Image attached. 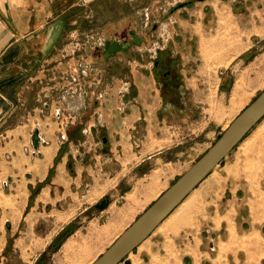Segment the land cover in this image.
Returning a JSON list of instances; mask_svg holds the SVG:
<instances>
[{"label": "rangeland", "instance_id": "obj_1", "mask_svg": "<svg viewBox=\"0 0 264 264\" xmlns=\"http://www.w3.org/2000/svg\"><path fill=\"white\" fill-rule=\"evenodd\" d=\"M195 1L201 5L200 1L192 0L181 6H192ZM242 1L228 6L227 12L223 8L221 14L218 9L216 12L202 9L195 17L205 20V36L212 33L209 36L221 40L213 50V55H226L220 60L206 58L208 54L199 43V36L203 34L201 27L187 31L177 26L180 13L177 6L171 4L173 0H147L144 7L133 2L130 13L125 16L116 11L107 13V16L112 14L108 19L116 28V36L131 28L141 40L140 44H132L110 57L95 48L96 44L103 43L106 22L99 20L97 25L93 24V38L83 35L85 43L78 58L73 60L78 74L67 76L66 85L58 90L59 93L68 90L65 94L70 98L82 93L86 105L90 106L85 108L88 113L94 106H102L103 112L91 115L97 129L96 138L77 149L82 161L72 149L73 145L64 142V133L61 134L54 164L63 161L67 166L70 164L67 174L74 180L72 192L77 193L61 198L60 205L56 206H70L69 216L64 219L67 213L56 215L48 211L49 214H39L38 219L20 221L17 225L10 220L0 224V264H90L131 222L125 221L112 235L100 231L111 215L122 207L125 198L120 196L121 192L140 177V183L152 176L163 180L151 200L137 210L138 216L207 150L230 121L264 88V74L259 75L255 83V68H251L264 65V29L257 28L263 17L261 12L259 15L251 13L254 0ZM261 2L255 1V4L259 6ZM110 3L117 7V1ZM221 23H225V27L220 28ZM128 24L130 26L125 27ZM208 24L212 26L211 30L207 28ZM113 36L109 33L106 38ZM161 49L175 57L174 69L178 76L167 93L159 88L164 70H160V76L156 78L151 69L156 51ZM237 77L246 90L230 94L231 84ZM241 97L245 98L240 102ZM70 98L67 97V101ZM66 125L64 121L61 127ZM122 133L131 150L142 156L131 157L129 172L114 185L115 179L111 180L110 176L118 167L113 165L109 148ZM155 136L159 141H155ZM35 142L39 144L42 139L36 136ZM105 142L108 146L101 148L102 154L95 158L96 146L102 147ZM261 146L263 150L260 151ZM136 159L140 162L135 165ZM81 162L84 163L82 171ZM107 168L111 173L105 171ZM87 169L95 170L93 177L108 187L96 198L85 195L89 189L86 183L93 182L92 172ZM214 169L213 174H209L190 197L177 206L175 213L165 218L118 264H264V116ZM230 182L233 184L232 195L243 207V215L246 217L249 207L251 217L258 220L259 227L249 229L244 224L242 233H234L221 242L217 231L210 230L207 223L212 207L209 203L230 198L231 192L224 189ZM43 183L30 189L32 197L37 193V185L41 187ZM111 186L113 188L109 189ZM104 196L105 207L90 209ZM64 199L66 203L62 202ZM183 207L188 208L185 222L172 225ZM70 222L77 225L66 237L71 243H61L54 251L48 249Z\"/></svg>", "mask_w": 264, "mask_h": 264}, {"label": "crops", "instance_id": "obj_2", "mask_svg": "<svg viewBox=\"0 0 264 264\" xmlns=\"http://www.w3.org/2000/svg\"><path fill=\"white\" fill-rule=\"evenodd\" d=\"M112 1L118 2L117 7H114L116 4L110 3ZM187 1L192 0H173L174 3H171L177 6L180 13L177 26L187 31L201 27L203 34L199 36V43L202 45L201 49L206 50L208 54L206 58L212 60L226 58L223 53L213 55L214 47L221 44V40L209 36L212 33L205 36V20H198L195 17L202 9H212L214 12L218 9L221 14L223 11L227 12L228 6L243 1L197 0L200 1V6L196 1L189 7L179 6ZM255 1L259 0L251 3L254 6L251 13L259 15L261 12L263 19L257 28L264 29V0L259 6ZM133 2H137L138 7H144L147 0H0V224L10 220L15 221L14 225H17L20 221L40 218L38 215L42 212L46 214L49 211L60 215L70 209L68 205L62 208L56 206L60 205L61 198L77 193L72 192L74 180L67 174L70 165L67 166L65 161L54 164V157L61 143V134H65L64 142L73 145L72 149L82 161L83 157L77 149L88 144L89 139L96 138L97 129L91 115H99L102 106H94L88 113L85 108L90 106L86 105L82 93L70 98L65 94L68 90L60 93L58 90L66 85L67 76L78 74L76 64H72L85 43L83 35L93 38L91 29L94 23L97 25L99 20H103L101 22H106L105 26L109 25L111 19L108 17L112 14L107 16V13L116 11L125 16L130 13ZM208 25L207 28L211 30L212 26ZM225 25L221 23L219 27ZM251 68H255L253 79L257 83L256 78L264 74V65ZM210 72L211 70L208 71ZM238 81V77L233 80L230 94L246 90L241 86L244 83ZM67 97L71 100L67 101ZM244 98L241 97L239 101H243ZM58 108L60 111H57ZM64 121L68 124L65 128L61 127ZM75 135L79 136L76 138ZM36 136L42 139L39 144L35 142ZM125 139L124 134H120L119 140L109 148L114 158L113 165L118 169L114 168L113 173L110 168L105 171H110V179H115L114 185H118L126 172H129L132 165L131 157L142 156L140 152L131 150L130 143L125 142ZM155 141H159V137L155 136ZM104 146L107 147L108 143H103L102 147L96 146L95 158L100 157L101 148ZM156 150L160 152L159 149ZM135 162L136 165L140 161L136 159ZM80 165L82 171L84 163L81 162ZM87 170L92 172L93 182L86 183L89 189L85 195H93V198H96L108 190V187L93 177L95 170ZM214 170L209 174H213ZM138 179L142 178H137L136 182L121 192L120 196L124 197L125 201L107 223L101 226L102 233L112 235L125 221L132 222L137 217L136 213L140 206L151 200L153 194L163 184V180L155 176L141 183ZM40 182H44L43 185L30 198V189ZM201 182L192 191L196 190ZM232 185L230 182L224 188L231 192L230 198H221L219 202L209 203L212 207L208 213L207 223L210 230L217 231L221 242L228 240L234 233H242L244 224H247L249 229L259 227L256 224L258 220L251 217L249 207L246 217L243 215V207L232 195ZM62 202H65V199ZM12 229L13 227L10 228ZM70 240L69 237L66 238L61 245L70 244Z\"/></svg>", "mask_w": 264, "mask_h": 264}, {"label": "water", "instance_id": "obj_3", "mask_svg": "<svg viewBox=\"0 0 264 264\" xmlns=\"http://www.w3.org/2000/svg\"><path fill=\"white\" fill-rule=\"evenodd\" d=\"M109 44L116 45L107 41L106 47ZM263 116L264 88L230 121L207 150L163 190L90 264H118L123 260L237 146ZM39 188L40 185H37V189Z\"/></svg>", "mask_w": 264, "mask_h": 264}, {"label": "flooded vegetation", "instance_id": "obj_4", "mask_svg": "<svg viewBox=\"0 0 264 264\" xmlns=\"http://www.w3.org/2000/svg\"><path fill=\"white\" fill-rule=\"evenodd\" d=\"M182 4L179 6L181 7ZM130 26L129 24L125 27ZM116 28L109 23V25L105 26V29L103 30V43H99L95 45L96 50H98L100 53L105 55V57L112 56L115 52H118L123 49H128L132 44L138 45L140 44L141 40L140 37L136 34V32L128 28L127 33H122L119 36H116ZM112 33L114 36L111 39H108V34ZM109 41L110 43H116V45H108L106 47V43ZM141 54H139V58H141ZM175 57L172 56L168 51H164V49H161L160 51H156V55L154 57L153 63H152V70L153 75L157 78L160 76V70L162 71L161 74V81L159 88L161 91H164L165 93L172 90L173 85H175V82L178 79V76L176 74L175 67ZM165 68V69H163ZM159 74V75H158Z\"/></svg>", "mask_w": 264, "mask_h": 264}, {"label": "trees", "instance_id": "obj_5", "mask_svg": "<svg viewBox=\"0 0 264 264\" xmlns=\"http://www.w3.org/2000/svg\"><path fill=\"white\" fill-rule=\"evenodd\" d=\"M57 161V157H55V162ZM51 172V170H50ZM47 180V178H46ZM45 180V181H46ZM31 198V195H30ZM107 204V200L105 198V196L103 198H101L100 200H98L96 203H94L90 209L92 208H96V209H102L103 207H105ZM77 227V225H75L73 222L68 223L63 230L59 233V235L48 245V249H51V251L56 250L60 244L62 243V241L69 235L71 234L74 229ZM37 264H41V262H38Z\"/></svg>", "mask_w": 264, "mask_h": 264}, {"label": "bare ground", "instance_id": "obj_6", "mask_svg": "<svg viewBox=\"0 0 264 264\" xmlns=\"http://www.w3.org/2000/svg\"><path fill=\"white\" fill-rule=\"evenodd\" d=\"M238 78H239V77H238ZM247 139H248V138H247ZM245 140H246V139H245ZM248 144H249V143H248ZM261 150H263V146H261L260 151H261ZM102 189H103V188H102ZM189 195H191V194H189ZM189 195H188V196H189ZM188 196H187L183 201H185L187 198L190 197V196H189V197H188ZM94 197H95V196H94ZM183 201H182L181 203H183ZM189 202H190V201H189ZM181 203H180V204H181ZM180 204H179V205H180ZM185 206H186V205H185ZM185 206H184V207H185ZM184 207L180 209V216L178 215V216H177L178 219H176V218H177V217H176V218L172 221V225H175V223H184V222H185V219H184V218H185V215L187 214V213H186V210H187L188 208L186 207V208H187V209H186V208H184ZM175 209H177V207H176ZM175 209H174L171 213H175ZM178 209H179V208H178ZM184 210H185V211H184ZM72 211H73V210H72ZM69 212H70V211H69ZM171 213H170V214H171ZM170 214H169V215H170ZM169 215H168V216H169ZM68 216H69V213L65 214V216H63V218L66 219V217H68ZM168 216H167V217H168ZM167 217H166V218H167ZM163 221H164V220H163ZM156 257H157V256H156Z\"/></svg>", "mask_w": 264, "mask_h": 264}, {"label": "built area", "instance_id": "obj_7", "mask_svg": "<svg viewBox=\"0 0 264 264\" xmlns=\"http://www.w3.org/2000/svg\"><path fill=\"white\" fill-rule=\"evenodd\" d=\"M74 76V75H73ZM72 80H77L78 81V79L77 78H75V77H72ZM63 136H65V134H62Z\"/></svg>", "mask_w": 264, "mask_h": 264}]
</instances>
